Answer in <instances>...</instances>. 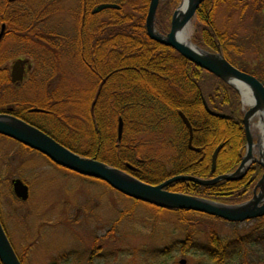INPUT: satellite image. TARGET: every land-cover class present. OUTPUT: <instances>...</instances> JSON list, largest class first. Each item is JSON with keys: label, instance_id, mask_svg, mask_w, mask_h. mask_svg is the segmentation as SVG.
<instances>
[{"label": "rangeland", "instance_id": "rangeland-1", "mask_svg": "<svg viewBox=\"0 0 264 264\" xmlns=\"http://www.w3.org/2000/svg\"><path fill=\"white\" fill-rule=\"evenodd\" d=\"M7 2L0 0V26L2 16L6 14L12 15L13 23L7 22L9 33L0 55L7 64L18 58L30 60L27 80L37 82L39 89L36 92L35 87L26 84L21 95H13V90L7 86L0 95V107L15 100L45 101L46 95H50L47 91L51 82L59 84V94L74 92L78 98L88 93L97 80L84 66L76 46L83 19V0H17L6 9ZM236 3L229 1L217 6L216 26L231 35L228 51L231 61L238 68L255 73L264 83V0L260 5L250 3L245 14L241 7H235ZM108 20L106 14H101L95 26ZM195 22L194 17L187 29L191 43ZM156 27L159 30L157 17ZM38 31L48 42L38 38ZM83 90L87 92H81ZM242 107L244 112L250 109L245 104ZM53 110L52 114L64 113L67 120L78 123L76 118L81 110L76 105L67 104L60 110ZM42 122L56 131L54 124ZM260 125L261 118L256 115L250 126L256 145L264 134ZM164 139L159 134H143L137 141L144 157L158 160L161 157L164 161L174 153ZM14 179L29 184L27 201L16 198L11 185ZM0 212L24 264H180L182 260H186L185 264H224L219 263L221 260L211 251L199 248L200 253L195 254L196 250H191L190 245H182L188 232L193 234L196 230L201 245H210V236L214 232L225 242L240 237L246 240L242 254H233L238 245L231 247L226 264H264V239H259L260 233L250 234L259 225L257 221L234 225L221 219L190 214L192 223L188 229L180 223L177 212L159 211L154 206L126 197L103 181L63 169L41 153L1 136ZM111 226L114 230L110 234ZM254 241L256 246L251 245ZM96 244L102 246L100 256L96 251L92 253Z\"/></svg>", "mask_w": 264, "mask_h": 264}, {"label": "trees", "instance_id": "trees-1", "mask_svg": "<svg viewBox=\"0 0 264 264\" xmlns=\"http://www.w3.org/2000/svg\"><path fill=\"white\" fill-rule=\"evenodd\" d=\"M87 1L85 3L83 0L81 5L82 15L87 22L83 27L80 25L76 46L82 54L84 66L88 67L89 58L93 59L92 65L101 66L96 72H91L88 67V72L97 79L101 88L94 108L91 105L84 107L88 113L100 114L101 129L112 138L118 130L119 118H122L124 124L122 138L117 140L119 153L109 151L110 156L103 153L95 159L126 171L130 170L126 163H130L138 168L131 174L150 184H159L177 175L212 179L217 175L234 172L242 162L248 142L239 92L187 60L175 49L150 38L146 19L151 0ZM182 1L165 0L159 4L157 23L161 32L170 31L172 17ZM229 1H237L235 7H241L243 14L250 3H263V0H205L195 16L192 41L205 50L221 52L235 65L228 56L231 35L221 31L214 19L217 6ZM103 3L117 4L119 8H108L97 14L91 12L95 5ZM9 5L7 2L6 9ZM101 14H106L109 20L89 29V21ZM12 18V15L6 14L4 21L11 24ZM38 34L40 40L48 42L39 31ZM240 69L258 78L255 73L242 67ZM205 102L212 112L225 117L212 115L205 107ZM35 106L51 105L37 102ZM180 113L192 125L193 145L200 148L201 152L189 148V130ZM143 134L165 137V142L174 151L173 155L164 161L161 157L159 160L144 157L137 141ZM220 145L223 148L217 159L216 172L213 173L212 158ZM261 174V168L253 165L252 170L238 181L224 180L215 185L177 181L166 189L219 203L239 204L253 196ZM172 211L177 212L180 223L190 229L192 220L189 216L195 212ZM191 237V232H188L182 245L189 247ZM224 261L222 259V263Z\"/></svg>", "mask_w": 264, "mask_h": 264}, {"label": "water", "instance_id": "water-1", "mask_svg": "<svg viewBox=\"0 0 264 264\" xmlns=\"http://www.w3.org/2000/svg\"><path fill=\"white\" fill-rule=\"evenodd\" d=\"M204 1L205 0H183L182 4L173 15L170 31L164 34L156 27L157 10L161 0H151L146 19V27L148 35L154 41L175 49L187 60L222 79L235 88L239 93L240 91L238 87L233 82L251 89L255 102L254 105L245 112L243 120L248 144L242 164L236 172L222 175L212 180H204L189 175H178L163 183L153 185L105 162L82 157L59 144L37 127L8 114H0V135L14 139L17 142L44 154L57 165L78 174L102 180L123 195L159 208L195 211L235 223L264 216V175L258 184V186L261 187V192L255 194L251 200L236 205L224 204L201 197L170 192L165 189L167 186L177 181H189L202 185H212L221 180H237L243 177L248 169V165L253 161L260 163L264 167V147L263 149L261 148L260 142H258L257 145L254 143L250 129L252 118L259 115L261 112L264 113V84L255 76L234 66L221 52L205 50L194 43L189 44L180 38L181 33L188 29L197 10ZM108 8L117 9L119 6L117 4H101L93 12L98 13ZM181 8H184V11H181ZM4 30L5 25H3L0 32V41L4 35ZM27 63L28 60L20 59L13 64V80L15 82L23 80L25 65ZM16 73H18V76H16ZM242 102H244L243 97ZM207 109L212 115L225 117L223 114L212 112L208 107ZM180 115L184 123L190 129V141H192L191 124L183 113H180ZM118 129L119 136H121L123 129V121L121 118L119 119ZM255 146L261 150L260 160L253 154ZM222 147L223 145H220L213 155V170L216 168V161ZM195 150L199 151V149ZM13 188L14 193L18 198L23 201H26L29 198V187L22 179L13 180ZM0 261L2 264H22L9 241L1 221ZM181 263L185 264L186 260H182Z\"/></svg>", "mask_w": 264, "mask_h": 264}, {"label": "flooded vegetation", "instance_id": "flooded-vegetation-1", "mask_svg": "<svg viewBox=\"0 0 264 264\" xmlns=\"http://www.w3.org/2000/svg\"><path fill=\"white\" fill-rule=\"evenodd\" d=\"M16 1L17 0H8V2L10 4L15 3ZM93 14H95V13L93 12ZM4 19H5V15L2 16V22H1V26H0V32H1L3 25H5L4 35L0 41V51L2 50L1 46L4 43L5 38L9 33V25L6 21H4ZM92 20L89 21V26H90L89 29H94L95 25L97 23L96 22L97 18H93ZM86 22H87L86 17H83V19L81 21L82 27L86 24ZM0 57H2V56L0 55ZM20 59L28 60L27 58H18L16 60H14V62L7 64V62L4 61L3 57L0 58V61H2V66H0V89H1L0 95H2V93H4L6 88H8V87H9L8 89L13 90V95H21V92L23 91V88L26 86V84L35 87L36 92L38 91L39 85L37 84V82H32V81L30 82L29 80H27V75H28V72L31 68L30 60H28V63L25 65L23 80L22 81H16V82L13 80L12 66L17 60H20ZM89 60H90V63L88 64V67L90 68L91 72H96L97 69H100L101 66H98L96 64L92 65L93 59L89 58ZM16 76H18V73H16ZM91 76H93V75L91 74ZM58 87H59L58 83L56 84V82H51L50 86L48 87L49 90L47 91V93L50 95H46L45 101L28 100V99L15 100V101L11 102L10 104H8L7 106L0 107V114H8V115L14 116L18 119L24 120L25 122L37 127L38 129H40L43 132H45L46 134H48L55 141H57L59 144L63 145L64 147L71 150L72 152L79 154L82 157L95 159V158H98L101 154L109 152V151H114L116 153H119L120 147L117 144V140L118 141L121 140L123 129H122L121 136H119V129H118L116 134H115V137H113V138L110 137V135L105 130L101 129V125L99 123L100 114L95 113V112L88 113L86 111L87 108L84 107L87 105H91L92 108H94V106L98 103V99H99L98 95L100 93L101 84H99V82L97 81V83L96 84L94 83V85H92V87L90 86L91 89L88 91V93H86L87 92L86 90L81 91V92H84L86 94L83 97H78V98L75 97L74 92H71V93L69 92V94H66V93L59 94L60 92H59ZM37 102H43L46 104H50L51 106L50 107H38V106H35V104H37ZM67 104H69V105H82V107L81 106L79 107V111L80 110L81 111L77 115V118H76L78 120L77 124H73L72 121H69L65 117H63L64 113L60 114V115H57L55 113L52 114V111H54L53 109H56L55 111L60 110L61 108H63L64 105H67ZM205 107L207 108L206 102H205ZM43 120L49 121L51 124H54L56 126L55 130L56 131L58 130L60 132L57 133L56 131L51 130L49 127H47L42 122ZM118 126H119V122H118ZM191 127H192V125H191ZM188 130H189V148H191L195 152H201L200 148H197L193 145V135H194L193 134V127H192V141H190L191 140V134H190L189 127H188ZM17 143H19V142H17ZM113 143H115V145H113ZM20 145H22V144H20ZM195 149H199V151H197ZM260 153H261V150L259 148L253 149V154L255 156H258L259 160L261 159ZM45 157L50 162H52L47 156H45ZM53 164H55V163H53ZM241 164H242V162H241ZM126 165L130 170L129 171L125 170V171L128 172L129 174H131V172L134 170L135 171L138 170L137 167L132 166L130 163H126ZM253 165H258L261 168L262 174H261V177L259 178V180L257 181V183L255 184V187L253 190V196L249 200H251L255 196V194H259L261 192V187H259L258 184L264 175V167L260 163H258L256 161H253L252 163H250L248 165V169H247L246 173L243 175L242 178L237 179V180H227V181H238V180L243 179L252 170ZM216 167H217V161H216ZM239 167L234 172H236L239 169ZM63 169H65V168H63ZM212 172L213 173L216 172V168H215V170H213V158H212ZM234 172H231V173H234ZM231 173H227V174H231ZM222 175H226V174L217 175V176L213 177L212 179H215V178L222 176ZM212 179H204V180H212ZM221 181H224V180H221ZM221 181H219V182H221ZM219 182H217V183H219ZM217 183H215V184H217ZM215 184H212V185H215ZM11 185H12V189L14 191L13 180L11 182ZM27 185L29 186V184H27ZM29 191H30V186H29ZM16 198L18 200H20L21 202H23L22 199H20L18 197H16ZM249 200H247V201H249ZM247 201H244L242 203H245ZM194 214L205 216V217L207 216V217L214 218V219H221L218 217H213V216L206 215V214L199 213V212H195ZM221 220H223V219H221ZM0 221L4 227V230L7 233L9 241L12 244L17 256L19 257L22 264H24V258L22 256L18 255V253L14 247V244H13V242H12V240L8 234V231L6 229L5 222L3 220L1 212H0ZM223 221L225 222L226 220H223ZM252 221H257L259 223V225H256L250 234H253V235L257 234L258 235V233H260L261 235L259 236V239H260V237L264 238V235H263L264 234V225H263L264 216L254 218V219H250V220L240 222V223H247V222H252ZM226 222L232 223L234 225L240 224V223H235V222H228V221H226ZM196 229H197V227H195V230ZM113 230H114V227L111 226L109 233L111 234L113 232ZM198 234H199L198 230L193 231L192 237L190 239L191 250L192 249L196 250L195 254L200 253L199 248H201V250L211 251L212 254L216 255L217 259L221 260V261H219V263L222 262V259H225L224 264H226V262H227L226 260L229 259V250L234 248L232 246H235V244L238 245V246H236L238 248V250L234 249L233 254H236V255L240 254V253L242 254L241 249H243V244L246 242V240L245 239L243 240L241 237L240 238L238 237L239 239L234 240L232 242H225L224 239L219 237L217 235V233L214 232L210 236V239H211L210 245H207V244L201 245L200 243H198ZM248 237H251V235L247 236L246 239H248ZM254 239H255V241L258 240L256 237H254ZM255 241L251 244L252 246H254V245L256 246L257 242H255ZM96 242H97V238H96ZM259 244H260V242H259ZM96 245L97 246H95V249L92 251V253L94 252V254H95V251H96V254L100 256L99 250L102 249V246L98 245V244H96ZM233 254L231 256H233ZM234 257H236V256H234ZM0 264H2L1 261H0ZM180 264H182L181 261H180Z\"/></svg>", "mask_w": 264, "mask_h": 264}, {"label": "bare ground", "instance_id": "bare-ground-1", "mask_svg": "<svg viewBox=\"0 0 264 264\" xmlns=\"http://www.w3.org/2000/svg\"><path fill=\"white\" fill-rule=\"evenodd\" d=\"M181 11H184V8H181ZM180 38L185 40L189 44L191 43L189 41V36H188L187 30L184 31L183 33H181ZM233 83L238 87V89H239V91H240V93H241V95L243 97L244 104L246 106L252 107L254 105L255 100H254V96H253V93H252L251 89L249 87L244 86V85H240V84H238L236 82H233ZM259 116L261 118V125L260 126H261V128H262V130L264 132V113L261 112L259 114ZM260 144H261L260 145L261 148L263 149V147H264V134L262 135Z\"/></svg>", "mask_w": 264, "mask_h": 264}]
</instances>
